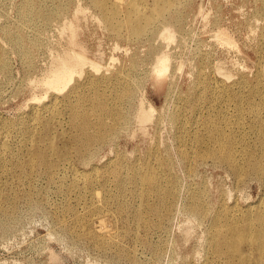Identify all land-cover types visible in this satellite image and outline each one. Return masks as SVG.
Instances as JSON below:
<instances>
[{"label":"rangeland","instance_id":"374dc122","mask_svg":"<svg viewBox=\"0 0 264 264\" xmlns=\"http://www.w3.org/2000/svg\"><path fill=\"white\" fill-rule=\"evenodd\" d=\"M23 1L0 0V50L9 62V70L0 69V132L4 121H15L31 112L38 102L34 96H44L39 81L53 56L70 50L69 23H75L74 11L84 8L78 43L87 54L100 58L107 70L134 61L133 75L137 79L133 96L126 104L130 113L128 125L96 146L90 165L111 166L118 158L117 152L130 164H138L144 158L156 164L157 155L168 153L176 196L168 203L169 212L162 225L145 227L135 220L133 212L120 213L115 203L92 196L94 187L101 192L103 178L99 173L91 179L93 184L85 193L87 199L79 202L67 184L75 181L82 188L89 183L85 176L74 178L73 171L90 165L79 162L72 146L64 151L61 147L69 158L60 157L55 181L40 172L22 173L0 165V202L7 210L0 207V264H264L255 242L242 245L248 255L245 263L229 260L216 252L212 243L213 237L226 232L221 225L227 221L247 227L248 237L252 238L258 226L256 217L264 215V144L258 140V129L264 125L257 123L264 120V81L258 75L264 69V0H188L178 12L177 35L170 44L160 37L158 26L140 40L122 38L106 25L90 0H63L60 7L56 0H42L54 11L60 10L59 14L51 16L38 8L33 12L40 14L43 23L21 22L18 13ZM33 1L38 6L41 0ZM219 30L230 42L216 36ZM160 51L171 54V65L165 77L155 82L151 68ZM210 74L227 85L242 78L247 81L234 84L232 92L218 84L216 90L227 95L231 92L226 104L218 105L216 101L219 108L209 112L200 103L192 114L189 110L199 102L196 96L214 98L211 88H198ZM108 91L105 96L112 102L113 93ZM141 100L144 106L151 105L155 110L145 126L136 120ZM177 105L184 106L180 118L193 124L195 130H202L205 118L225 114L230 127L235 126L237 114L242 116V125L234 128L238 142L233 149L241 175L233 173L227 162L208 154L200 145V153L206 156L193 168L185 166L178 153V133H184V129L176 128L171 115ZM61 109L60 114L65 116L67 111L60 104L58 110ZM258 110L260 113L252 114ZM53 126L57 131V126L61 128L58 123ZM18 136L22 138L21 134ZM18 136L13 131L10 138L13 153L20 151L21 144L13 140ZM57 144L61 145L60 139ZM188 147L192 150L191 144ZM252 158L259 160L260 165L251 166ZM158 169L165 171L163 166ZM136 188L140 190L142 185ZM99 196L103 198L101 193ZM132 200L134 207L141 204L140 196ZM150 203L158 201L151 198ZM194 203L202 215L195 214L191 205ZM67 205H71L70 210ZM148 217L153 224L158 223L156 215ZM78 218L81 223L73 226ZM101 219L104 223H100Z\"/></svg>","mask_w":264,"mask_h":264},{"label":"bare ground","instance_id":"6f19581e","mask_svg":"<svg viewBox=\"0 0 264 264\" xmlns=\"http://www.w3.org/2000/svg\"><path fill=\"white\" fill-rule=\"evenodd\" d=\"M56 2L60 7L64 1L56 0ZM89 3L100 11V16L104 17L106 25L122 38L127 37L131 41L140 40L148 34L153 26H158L160 27V37L170 44L171 41H175L177 35L178 12L186 6L188 0H90ZM38 8L45 9L52 14L51 16L58 15L60 11H54V7H49L42 0L38 6H35L33 0H24L19 8V20L43 23L40 14L33 12ZM83 12H85L84 8H77L73 13L75 23L74 21L69 23L70 50L55 54L44 76L39 81L44 88V96L33 97L38 102L27 116L20 117L15 121H4L1 124L3 126L0 132L1 166L8 165L11 168L19 169L22 173L40 172L55 181V169L63 155L61 147L64 151L72 146L79 162L90 165L96 146L116 136L122 128L128 125L130 113H128L126 104L133 96L134 84L137 83V79L133 75L136 63L131 61L115 69L107 70L103 68L100 58L87 54L83 45L77 41L78 25ZM6 32L9 35L8 29ZM216 36L221 41L230 42L222 30H219ZM161 51L159 54L157 53L158 55L156 54L155 64L151 68V76L155 82H160L165 77L171 65V54ZM3 52L0 50V69L9 70V62ZM202 59H205V56H202ZM263 72L264 69L261 70V74H258L262 83L264 81ZM81 76L82 79H78ZM209 76L208 80L204 77L198 88H211L214 100L205 94L196 96L199 102L189 110L192 114L195 113L200 103H203L209 112L216 110V107L219 108L220 102L226 104L227 97L234 90V84L247 81L246 78H242L227 85L216 79L214 75L210 74ZM218 84L226 86L231 92L227 95L223 91L216 90L215 86ZM65 89L66 91H64ZM109 89L113 93L112 102L109 96H105ZM61 91L63 94L60 96L59 92ZM257 91H260V87ZM44 97L49 99L44 101L42 100ZM142 100L136 111V120L145 126L143 124L152 119L155 110L151 105L144 106ZM216 101L218 102L217 106ZM60 104L67 111L66 117L60 114L62 109L58 110ZM226 108L228 107L226 106ZM183 110L184 106L177 105L171 115L175 120L176 128L184 129V133H178L181 143L178 153L180 158L185 160V166L193 168L195 162L206 156L200 153L198 147L200 145L207 149L208 154L222 162H227L233 173L241 175L239 159L233 155V149L238 142L234 128L242 125V116L237 114L235 126L230 127L225 114H220L216 118H205L202 120V130H195L193 124H188L180 118ZM257 113L260 111H255L252 114ZM219 122L225 125H218ZM57 123L61 128L57 126ZM257 123L264 125V120ZM54 124L59 129L58 131L54 129ZM13 131L17 132V136L22 135V138L19 136L13 138L17 144H21L18 148L20 151L18 150L17 153H13L10 142ZM57 139H60L61 145L57 144ZM258 140L264 144L263 127L258 129ZM190 144L192 150L188 147ZM63 156L65 159L69 158V154ZM116 156L118 158L113 161L111 166L107 163L101 166L91 164L82 170L73 167L75 169L73 171L74 178L81 179L85 176L90 181L82 188H79L75 181L68 183L67 187L79 197V202H83L87 199L85 193L88 192L89 185L93 184L91 179L95 177L96 173H99L103 182L99 185L101 192L96 191L95 187L96 192L90 191L94 198L106 200L108 204L115 203L120 213L127 210L128 213L133 212L135 220L143 223L145 227L161 226L169 212L168 203L176 196L175 184H172L170 155L168 153L157 155L156 164L147 158H144V161L140 160L138 164H130L126 162L127 159L122 153L117 152ZM249 164L251 166L260 165V162L252 158ZM159 166H163L165 171H160ZM111 184L114 185L113 188H111ZM138 185H142L140 190L136 188ZM99 193L103 198H100ZM139 196L141 204L138 207L132 206L130 201L133 198H139ZM151 198L156 199L158 203L151 204ZM191 205L197 216L202 215L196 203ZM0 207L3 208L1 202ZM70 207L71 205H67L66 208L70 210ZM96 207L99 205L97 204ZM96 207H92V209L97 210ZM149 215H156L158 223L153 224ZM256 219L258 226L254 229L252 238L248 237L247 227H240L230 221L223 223L221 228L226 232L221 237L212 238L214 250L227 256L229 260L238 259L241 263H245L248 261V255L242 249V245L244 243L251 245L255 242L259 259L261 262L264 261V215L259 214ZM103 220L101 219L100 223H104ZM80 223L81 219L78 218L72 225L76 226ZM103 228L105 227L103 226ZM68 229L71 231L70 226Z\"/></svg>","mask_w":264,"mask_h":264}]
</instances>
